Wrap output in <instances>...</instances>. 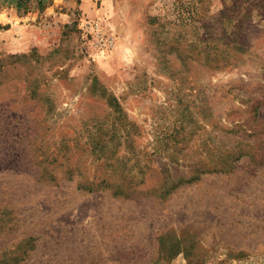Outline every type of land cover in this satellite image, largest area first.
Masks as SVG:
<instances>
[{"label":"rangeland","instance_id":"374dc122","mask_svg":"<svg viewBox=\"0 0 264 264\" xmlns=\"http://www.w3.org/2000/svg\"><path fill=\"white\" fill-rule=\"evenodd\" d=\"M0 264H264V0H0Z\"/></svg>","mask_w":264,"mask_h":264},{"label":"trees","instance_id":"16d2710c","mask_svg":"<svg viewBox=\"0 0 264 264\" xmlns=\"http://www.w3.org/2000/svg\"><path fill=\"white\" fill-rule=\"evenodd\" d=\"M229 51H230V49L228 47H226V56L228 55ZM226 156H227V158H229L231 156V153H228V155L224 154L223 157L226 159Z\"/></svg>","mask_w":264,"mask_h":264}]
</instances>
